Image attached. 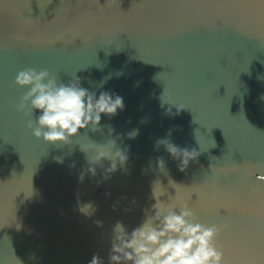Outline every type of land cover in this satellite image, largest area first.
Masks as SVG:
<instances>
[{"label": "water", "instance_id": "obj_1", "mask_svg": "<svg viewBox=\"0 0 264 264\" xmlns=\"http://www.w3.org/2000/svg\"><path fill=\"white\" fill-rule=\"evenodd\" d=\"M25 68L65 84L79 77L97 98L122 97L124 109L102 114L97 131L46 143L16 110L29 90L14 83ZM161 138L199 155L181 172ZM108 139L128 160L105 180L111 161L92 176L87 156ZM260 175L264 0H0V264H89L94 254L108 264L113 226L130 233L143 222L156 180L162 200L222 226L227 264H264ZM86 202L92 216L78 209Z\"/></svg>", "mask_w": 264, "mask_h": 264}, {"label": "clouds", "instance_id": "obj_2", "mask_svg": "<svg viewBox=\"0 0 264 264\" xmlns=\"http://www.w3.org/2000/svg\"><path fill=\"white\" fill-rule=\"evenodd\" d=\"M14 83L29 90L21 97L16 110L32 117L27 127L33 130V135L46 143L67 144L70 138L76 137L80 130L89 126L93 131L99 130L101 115L110 118L118 110L124 109L123 98L101 92L97 98L95 92L80 86L79 77H74L67 84L58 82L56 75L47 69L37 71L34 68L20 70ZM162 105L165 103L160 97ZM184 107H177V111ZM41 113L33 119V112ZM33 122L36 127L33 128ZM109 134L113 132L111 125H106ZM171 134V130L169 135ZM129 138L138 135V129L129 134ZM118 136L116 139H119ZM116 139H108L106 143L93 142L89 147H95L96 154L87 156L89 165L87 171L96 175L94 165L104 160L111 161L105 169L104 179L117 171L118 166L127 163L126 149H119ZM163 145L174 160H178V169L183 172L189 162L195 160L199 153L196 149L180 148L168 138L157 140L156 146ZM82 151L88 153L85 149ZM157 166L165 170L163 158H157ZM84 173L80 180L83 181ZM264 181V175L257 177ZM152 187V199L155 203L151 210H145L146 218L130 233L126 226L117 221L112 229L111 246L108 253V264H227L222 246L217 244V238L222 232V226H206L196 221L195 212L187 202L168 196L162 200L167 191L156 192ZM160 185L161 182L159 181ZM169 183L175 184L169 180ZM162 186V185H161ZM163 187V186H162ZM79 211L85 216H92L96 206L91 202L80 203ZM101 224V221H97ZM89 264H104L98 254H94Z\"/></svg>", "mask_w": 264, "mask_h": 264}]
</instances>
